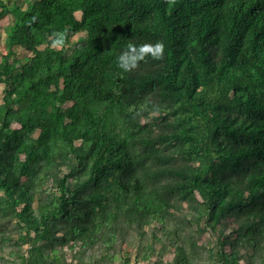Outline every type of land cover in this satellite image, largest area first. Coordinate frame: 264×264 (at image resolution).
<instances>
[{
	"label": "trees",
	"instance_id": "trees-1",
	"mask_svg": "<svg viewBox=\"0 0 264 264\" xmlns=\"http://www.w3.org/2000/svg\"><path fill=\"white\" fill-rule=\"evenodd\" d=\"M6 16L0 264H264V0H0ZM158 40L162 59L118 66Z\"/></svg>",
	"mask_w": 264,
	"mask_h": 264
},
{
	"label": "clouds",
	"instance_id": "clouds-1",
	"mask_svg": "<svg viewBox=\"0 0 264 264\" xmlns=\"http://www.w3.org/2000/svg\"><path fill=\"white\" fill-rule=\"evenodd\" d=\"M165 43L158 40L155 43H129L118 56V66L127 72L136 69L147 58L162 59L165 54Z\"/></svg>",
	"mask_w": 264,
	"mask_h": 264
},
{
	"label": "rangeland",
	"instance_id": "rangeland-1",
	"mask_svg": "<svg viewBox=\"0 0 264 264\" xmlns=\"http://www.w3.org/2000/svg\"><path fill=\"white\" fill-rule=\"evenodd\" d=\"M6 1V3L8 4H13L14 0H3ZM24 2H27L29 0H22ZM80 12L77 13L78 18H80ZM9 19L6 16L4 19L0 20V52H3L6 49V43L8 42V38L6 37V33L4 34V36H2V28L8 24ZM84 36L85 33L84 32H80L76 35H74L73 37H71L70 41L68 42L67 46H69L70 49H72L75 45L81 43L84 40ZM21 55L23 56V53L20 52V55H18L16 58L21 57ZM4 86L0 85V99L2 97V91H3ZM20 125H18L17 123H13V127L18 128ZM246 250H243V252H245ZM157 260V257H153L152 262L155 263V261ZM243 261V260H242Z\"/></svg>",
	"mask_w": 264,
	"mask_h": 264
},
{
	"label": "crops",
	"instance_id": "crops-1",
	"mask_svg": "<svg viewBox=\"0 0 264 264\" xmlns=\"http://www.w3.org/2000/svg\"><path fill=\"white\" fill-rule=\"evenodd\" d=\"M1 30H2V36H4V34H5L4 27Z\"/></svg>",
	"mask_w": 264,
	"mask_h": 264
}]
</instances>
